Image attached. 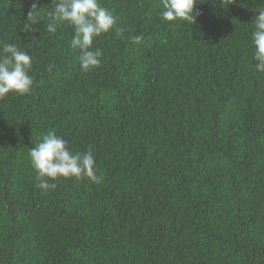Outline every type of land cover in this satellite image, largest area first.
Returning a JSON list of instances; mask_svg holds the SVG:
<instances>
[{
    "label": "trees",
    "instance_id": "1",
    "mask_svg": "<svg viewBox=\"0 0 264 264\" xmlns=\"http://www.w3.org/2000/svg\"><path fill=\"white\" fill-rule=\"evenodd\" d=\"M231 2L201 0L190 24L162 20L163 0H100L125 32L96 37L84 72L73 27L46 30L53 0H0V42L34 77L0 98V264H264V0ZM49 131L91 145L103 182L37 188L29 150Z\"/></svg>",
    "mask_w": 264,
    "mask_h": 264
},
{
    "label": "clouds",
    "instance_id": "2",
    "mask_svg": "<svg viewBox=\"0 0 264 264\" xmlns=\"http://www.w3.org/2000/svg\"><path fill=\"white\" fill-rule=\"evenodd\" d=\"M201 0H163L160 17L164 21L182 20L190 24L196 22L200 12L196 5ZM230 3H234L231 2ZM38 8L33 3L28 13L27 21L22 31L31 33L39 31L36 28L40 19L34 15L33 9ZM251 33L253 59L256 61L255 70L264 73V8L256 9ZM48 23L46 30L56 33L64 23L73 27L70 47L79 52L78 61L82 71L88 72L99 67L103 50L93 48L96 37L115 29L117 36H122L124 28L116 27L117 17L100 0H53L52 10L47 12ZM133 43L140 44L144 36L130 35ZM32 57L27 51L21 50L15 43L0 42V98L9 92L19 95L31 91L34 77L30 75ZM51 70V66L49 68ZM33 169L36 171V187L43 192L54 190L56 179L74 177L77 180L88 178L96 184L104 180L103 174L97 175L94 149L90 145L85 151L73 152L69 142L49 131L29 150Z\"/></svg>",
    "mask_w": 264,
    "mask_h": 264
}]
</instances>
